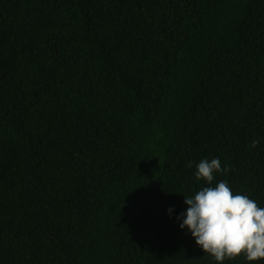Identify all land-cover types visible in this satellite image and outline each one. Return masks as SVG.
<instances>
[{"label": "trees", "instance_id": "trees-1", "mask_svg": "<svg viewBox=\"0 0 264 264\" xmlns=\"http://www.w3.org/2000/svg\"><path fill=\"white\" fill-rule=\"evenodd\" d=\"M212 158L264 207V0H0V264H216Z\"/></svg>", "mask_w": 264, "mask_h": 264}, {"label": "clouds", "instance_id": "clouds-1", "mask_svg": "<svg viewBox=\"0 0 264 264\" xmlns=\"http://www.w3.org/2000/svg\"><path fill=\"white\" fill-rule=\"evenodd\" d=\"M258 143L253 140L251 147ZM229 171L222 168L219 158L196 164L194 179L207 186L184 196L187 210L177 217L182 219L179 227L186 228L195 245L216 264L241 256L248 264H257L264 261V207L248 195L234 193L225 180L213 185L214 174Z\"/></svg>", "mask_w": 264, "mask_h": 264}]
</instances>
